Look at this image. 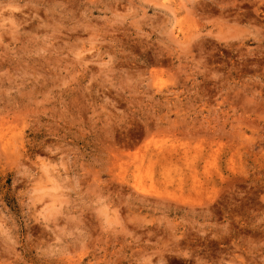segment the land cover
Here are the masks:
<instances>
[{
    "label": "rangeland",
    "instance_id": "1",
    "mask_svg": "<svg viewBox=\"0 0 264 264\" xmlns=\"http://www.w3.org/2000/svg\"><path fill=\"white\" fill-rule=\"evenodd\" d=\"M0 264H264V0H0Z\"/></svg>",
    "mask_w": 264,
    "mask_h": 264
}]
</instances>
